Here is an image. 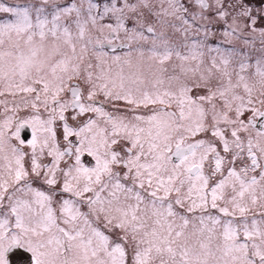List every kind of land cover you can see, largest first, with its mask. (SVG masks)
<instances>
[{
  "label": "snow or ice",
  "instance_id": "obj_1",
  "mask_svg": "<svg viewBox=\"0 0 264 264\" xmlns=\"http://www.w3.org/2000/svg\"><path fill=\"white\" fill-rule=\"evenodd\" d=\"M0 13V264H264V3Z\"/></svg>",
  "mask_w": 264,
  "mask_h": 264
},
{
  "label": "rangeland",
  "instance_id": "obj_2",
  "mask_svg": "<svg viewBox=\"0 0 264 264\" xmlns=\"http://www.w3.org/2000/svg\"><path fill=\"white\" fill-rule=\"evenodd\" d=\"M40 2L41 0H0V4H6L8 6H17V5L32 6V5H38ZM57 2L63 4L66 2V0H57ZM93 2L99 4V6L102 4V7H104V5L110 3L111 0H93ZM249 2L255 8V7H259L262 3H264V0H249ZM102 7L101 10H103ZM7 18H8L7 14L0 13V20H4ZM105 22H109V21L106 20ZM212 27H213V31L215 32V35L211 36L208 41L210 47H219L222 50H235L239 55H248L253 58L257 57L260 54L258 51L259 49L258 41L254 49L244 45L243 38H241V40L239 41L232 40L231 42H228L225 40V38L222 35V32L225 27L222 21L220 23L213 25ZM126 51H127L126 48H117L116 53L114 54L123 55V53H125ZM28 130H29V135L26 134V130L22 133V136L23 138H25V140L31 139V131L30 129ZM36 186L41 187L43 190H46V186L42 185L39 181L36 182Z\"/></svg>",
  "mask_w": 264,
  "mask_h": 264
},
{
  "label": "flooded vegetation",
  "instance_id": "obj_3",
  "mask_svg": "<svg viewBox=\"0 0 264 264\" xmlns=\"http://www.w3.org/2000/svg\"><path fill=\"white\" fill-rule=\"evenodd\" d=\"M116 43L119 44L120 42L117 41ZM27 260L28 262H26ZM10 264H31L30 254L28 253V258H27L23 252L16 251L11 256Z\"/></svg>",
  "mask_w": 264,
  "mask_h": 264
}]
</instances>
